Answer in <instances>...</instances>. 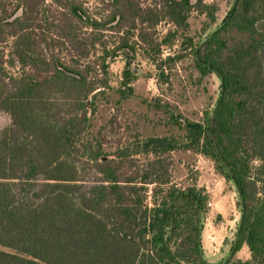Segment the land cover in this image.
Masks as SVG:
<instances>
[{
  "label": "trees",
  "instance_id": "1",
  "mask_svg": "<svg viewBox=\"0 0 264 264\" xmlns=\"http://www.w3.org/2000/svg\"><path fill=\"white\" fill-rule=\"evenodd\" d=\"M219 12L205 0H0V111L11 119L0 264H210L200 223L211 196L197 178L176 182L180 152L212 161L239 195L238 240L219 264H264V0H234L217 26ZM195 14L206 19L198 41ZM119 57L121 100L135 97L138 58L164 83L192 60L201 78L218 76L219 99L202 122L172 113L177 134L107 152L92 120ZM244 246L248 261L236 259Z\"/></svg>",
  "mask_w": 264,
  "mask_h": 264
},
{
  "label": "rangeland",
  "instance_id": "2",
  "mask_svg": "<svg viewBox=\"0 0 264 264\" xmlns=\"http://www.w3.org/2000/svg\"><path fill=\"white\" fill-rule=\"evenodd\" d=\"M234 4V0H223L218 13L221 25ZM206 19L194 15L191 19V34L200 40ZM214 29V28H213ZM125 61L123 57L111 63L110 85L112 90L97 99L92 120L91 133L101 137L103 147L113 153L118 146L131 141L136 135L142 138L177 134L170 123V115H181L184 119L202 122L205 113L211 112L220 96V79L216 74L201 78L188 59L172 74L170 83L158 81L155 69L144 59L132 61L133 72L138 76L134 83L135 97L121 100L117 89L122 80ZM161 102L159 108L156 104ZM11 124L10 117L0 111V132ZM175 179L181 187H187L194 178L211 196L209 212L202 219L204 244L209 249L206 257L210 264L226 260L236 238L241 220L239 195L231 182L220 176L212 161L189 152L175 153ZM236 259L248 261L250 253L244 247ZM214 261V262H213Z\"/></svg>",
  "mask_w": 264,
  "mask_h": 264
},
{
  "label": "water",
  "instance_id": "3",
  "mask_svg": "<svg viewBox=\"0 0 264 264\" xmlns=\"http://www.w3.org/2000/svg\"><path fill=\"white\" fill-rule=\"evenodd\" d=\"M256 29H257V31L258 32H264V20H261V21H259V22H257L256 23ZM213 32H215V31H213ZM212 115V114H211ZM200 217L202 218V214H200ZM241 227V220H240V222H239V226H238V228H240ZM200 230H202V222L200 223ZM239 232V231H238ZM238 232H237V234H236V238H235V244L237 243V240H238ZM204 253V252H203ZM230 256V255H229Z\"/></svg>",
  "mask_w": 264,
  "mask_h": 264
},
{
  "label": "crops",
  "instance_id": "4",
  "mask_svg": "<svg viewBox=\"0 0 264 264\" xmlns=\"http://www.w3.org/2000/svg\"><path fill=\"white\" fill-rule=\"evenodd\" d=\"M223 0H205V2H207V3H214V2H216V3H218L219 4V6L221 7V2H222ZM204 234L205 233H202V237L204 238ZM203 243H204V240L202 239V245H203ZM244 247H246V246H244ZM243 249V248H242ZM205 251V255H206V257H209V253H208V251H209V249H207V247L205 246V244H204V250H203V252ZM214 262V261H213Z\"/></svg>",
  "mask_w": 264,
  "mask_h": 264
},
{
  "label": "built area",
  "instance_id": "5",
  "mask_svg": "<svg viewBox=\"0 0 264 264\" xmlns=\"http://www.w3.org/2000/svg\"><path fill=\"white\" fill-rule=\"evenodd\" d=\"M208 206L210 207V206H211V204L209 203V204H208Z\"/></svg>",
  "mask_w": 264,
  "mask_h": 264
}]
</instances>
